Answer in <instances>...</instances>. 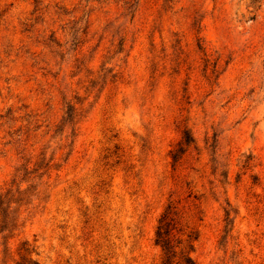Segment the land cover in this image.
<instances>
[{
	"label": "rangeland",
	"instance_id": "obj_1",
	"mask_svg": "<svg viewBox=\"0 0 264 264\" xmlns=\"http://www.w3.org/2000/svg\"><path fill=\"white\" fill-rule=\"evenodd\" d=\"M0 264H264V0H0Z\"/></svg>",
	"mask_w": 264,
	"mask_h": 264
},
{
	"label": "trees",
	"instance_id": "obj_2",
	"mask_svg": "<svg viewBox=\"0 0 264 264\" xmlns=\"http://www.w3.org/2000/svg\"><path fill=\"white\" fill-rule=\"evenodd\" d=\"M94 1V0H93ZM10 191L0 192V206L3 204L4 200L9 195ZM169 217L168 210L162 215L159 226L156 232V242L164 251V259L162 260L161 264H171V258L173 257V251L170 247V242L168 239L169 233L167 232V220ZM1 234V233H0ZM33 264V263H32ZM176 264H194L193 260L189 256H183L180 261H177Z\"/></svg>",
	"mask_w": 264,
	"mask_h": 264
}]
</instances>
